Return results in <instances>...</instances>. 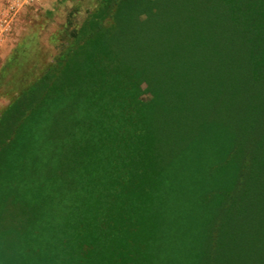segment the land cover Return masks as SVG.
Wrapping results in <instances>:
<instances>
[{"label": "trees", "instance_id": "1", "mask_svg": "<svg viewBox=\"0 0 264 264\" xmlns=\"http://www.w3.org/2000/svg\"><path fill=\"white\" fill-rule=\"evenodd\" d=\"M0 264H264V0H99L0 110Z\"/></svg>", "mask_w": 264, "mask_h": 264}, {"label": "rangeland", "instance_id": "2", "mask_svg": "<svg viewBox=\"0 0 264 264\" xmlns=\"http://www.w3.org/2000/svg\"><path fill=\"white\" fill-rule=\"evenodd\" d=\"M99 0H45L22 15L18 37L0 53V110L53 61ZM13 61V64H12ZM143 89L146 85L143 84ZM141 98L149 100L145 92Z\"/></svg>", "mask_w": 264, "mask_h": 264}, {"label": "built area", "instance_id": "3", "mask_svg": "<svg viewBox=\"0 0 264 264\" xmlns=\"http://www.w3.org/2000/svg\"><path fill=\"white\" fill-rule=\"evenodd\" d=\"M45 0H0V53L17 40L19 22L25 11Z\"/></svg>", "mask_w": 264, "mask_h": 264}]
</instances>
